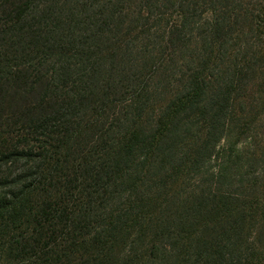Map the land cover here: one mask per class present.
<instances>
[{
    "label": "trees",
    "instance_id": "obj_1",
    "mask_svg": "<svg viewBox=\"0 0 264 264\" xmlns=\"http://www.w3.org/2000/svg\"><path fill=\"white\" fill-rule=\"evenodd\" d=\"M0 164L18 264H264V0H0Z\"/></svg>",
    "mask_w": 264,
    "mask_h": 264
},
{
    "label": "rangeland",
    "instance_id": "obj_2",
    "mask_svg": "<svg viewBox=\"0 0 264 264\" xmlns=\"http://www.w3.org/2000/svg\"><path fill=\"white\" fill-rule=\"evenodd\" d=\"M0 165H2V164H0ZM13 172L15 175L18 174V166H17V168L13 169L10 172V175H12ZM7 173H8V171L4 167H0V177L6 175ZM0 188H2V192L7 193L9 191V188H7V187H1L0 186ZM16 189H17V187H16ZM261 237H262V239L264 238V229L261 231ZM0 264H18V259H12V258H10V257H8L2 253V254H0Z\"/></svg>",
    "mask_w": 264,
    "mask_h": 264
}]
</instances>
